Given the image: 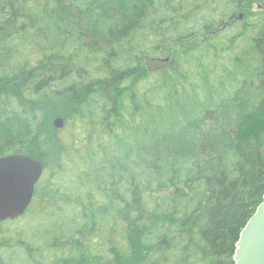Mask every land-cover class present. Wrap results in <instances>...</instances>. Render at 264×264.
<instances>
[{
	"label": "trees",
	"instance_id": "obj_1",
	"mask_svg": "<svg viewBox=\"0 0 264 264\" xmlns=\"http://www.w3.org/2000/svg\"><path fill=\"white\" fill-rule=\"evenodd\" d=\"M12 153L44 173L0 264H234L264 199V0H0Z\"/></svg>",
	"mask_w": 264,
	"mask_h": 264
},
{
	"label": "water",
	"instance_id": "obj_2",
	"mask_svg": "<svg viewBox=\"0 0 264 264\" xmlns=\"http://www.w3.org/2000/svg\"><path fill=\"white\" fill-rule=\"evenodd\" d=\"M54 126L64 128L65 120L56 118ZM43 173V163L30 155L12 153L0 157V221L26 212ZM234 260V264H264V199L240 234Z\"/></svg>",
	"mask_w": 264,
	"mask_h": 264
},
{
	"label": "rangeland",
	"instance_id": "obj_3",
	"mask_svg": "<svg viewBox=\"0 0 264 264\" xmlns=\"http://www.w3.org/2000/svg\"><path fill=\"white\" fill-rule=\"evenodd\" d=\"M254 9L255 10H257L258 9V6L257 5H255L254 6ZM233 31H234V29H230V30H227V33H233ZM167 63H169V59L166 61V60H160L159 62L157 61V62H153V63H151L152 64V68H162L163 66H164V64H167ZM52 219V222L51 223H53V222H55L56 221V219L54 218H51ZM46 221V223L44 222V224L42 225V226H40L43 230L45 229V231H46V229H47V224H48V221L47 220H45ZM50 223V224H51ZM29 228H31L32 230H31V232L32 231H34V233L35 234H32V235H34L31 239H35V238H37V240H40V241H43V240H46L47 238H49L50 237V233L49 234H45V236H43V234L45 233V231H42V232H39L38 230H36L35 229V227L34 226H28ZM26 228V227H25ZM38 231V232H37ZM48 253L49 254H51V253H53L50 249H48Z\"/></svg>",
	"mask_w": 264,
	"mask_h": 264
}]
</instances>
